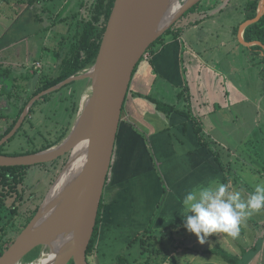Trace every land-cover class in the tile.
<instances>
[{
    "label": "rangeland",
    "instance_id": "1",
    "mask_svg": "<svg viewBox=\"0 0 264 264\" xmlns=\"http://www.w3.org/2000/svg\"><path fill=\"white\" fill-rule=\"evenodd\" d=\"M20 1L0 0V39L5 36L12 38L10 46L5 47L1 51L3 53H0V134L4 133L17 118V112L24 107L27 99L26 92H17L14 86L11 87V82L26 74L31 68L41 70L43 75L46 72L54 74L58 59L54 56V52L46 48L53 47V44L49 43L52 36H61L68 29V22L52 25L39 8L27 14L26 10H22L23 4L19 8L16 5ZM82 1L71 0L75 11L82 14L80 19H87L88 12L80 6ZM91 1L86 0L88 6ZM212 2L213 0L202 1L175 24V29H178V26L185 23L188 18H195L199 13L208 14L204 24L201 23L202 25L197 29L190 28L191 25L185 30L182 28L185 32V43L199 52L202 61H205L203 64L200 59L194 60L193 67L184 73L183 78L189 91L183 88L182 98L184 101L190 98L188 101L190 108L185 102L184 110L188 112L190 109V116L201 124L204 129L202 137L208 143L209 149L220 156L221 164L232 168L231 173H224L215 161V165L209 167V170L213 169L214 172L215 169V177L219 178V184H222L225 178H230L228 184L230 189L242 190V198L246 199L255 184L264 183V80L261 77V58L257 51L246 47L239 40V29L245 21L248 0H231L228 7H226L227 2L222 0H217L215 7H209L216 4ZM52 5L50 0H44L40 7ZM209 9L213 10L212 13ZM17 11L20 14L15 16ZM37 15L44 16L46 21L24 22L26 19H34ZM69 15L71 12L67 11L66 19ZM17 16L18 18L15 19ZM18 22L22 26L25 24L24 28L21 27L24 30L18 31L20 29L16 27ZM47 25L50 26L48 31L43 29ZM5 30L6 34H4ZM77 85L84 83H76L60 93L49 96L45 101L37 102L33 108L34 117L28 119L23 130L18 131L15 138L5 144L4 153H25L35 150L38 145H44L46 141L57 139L58 132L64 126H68L71 120L68 116H62L64 111L62 107L65 109L70 105L61 101V98ZM19 86H25V82L20 81ZM88 93H90L89 86L85 95ZM59 101L64 105H59ZM67 161L63 158L47 167H34L26 175L25 183L18 185V189L25 196L22 226L27 223V218L39 209ZM159 197L152 200L151 211L156 209L154 206L160 201ZM13 201L14 199L8 200V204ZM165 207L166 202L163 208ZM170 217L174 218L169 220V223L164 225L160 220L154 226L161 241V244L156 246L159 253L153 256L147 254L140 258L138 242L130 249L128 247V251L125 252L130 262L146 264L151 257V264L152 262L153 264H230L220 256L210 253L211 250L218 249V252L226 253L234 259V264H264V210L249 216L241 225L236 238L223 233L212 234L203 244L185 228L176 231L166 230L165 226L183 221L182 215L174 214ZM147 225L149 229L151 223ZM163 233H166V237H163ZM154 247H151L152 251ZM42 251L43 249L41 253ZM114 254L102 257L97 250L91 256V262L117 264L118 256ZM21 264L29 263L23 261Z\"/></svg>",
    "mask_w": 264,
    "mask_h": 264
},
{
    "label": "water",
    "instance_id": "2",
    "mask_svg": "<svg viewBox=\"0 0 264 264\" xmlns=\"http://www.w3.org/2000/svg\"><path fill=\"white\" fill-rule=\"evenodd\" d=\"M181 1L115 0L95 64L34 97L13 130L0 141L1 149L17 134L41 98L73 82L88 80L91 84L88 100L85 102L84 97L71 132L61 142L37 153L0 155V168H4L50 164L70 154L37 213L0 257V264H21L37 248L49 253L46 264H90L87 253L134 73L150 47L204 0H184L176 9ZM263 15L264 0L257 17L241 25L239 40L246 47H263L264 55L262 43L244 40L247 27L259 22ZM69 171L72 174L52 194Z\"/></svg>",
    "mask_w": 264,
    "mask_h": 264
},
{
    "label": "crops",
    "instance_id": "3",
    "mask_svg": "<svg viewBox=\"0 0 264 264\" xmlns=\"http://www.w3.org/2000/svg\"><path fill=\"white\" fill-rule=\"evenodd\" d=\"M230 1H227L229 6ZM212 3L216 4L209 7H215L218 2ZM51 4L60 6L57 13L68 5H71L68 12L74 9L71 0L57 3L53 0ZM22 10L30 13L27 6H22ZM19 14L17 11L15 16ZM202 14L188 18L178 28L185 30L191 25L190 28L197 29L208 17ZM50 17V14L45 16L48 21ZM183 31L179 37H167L134 73L103 197L104 221L97 244L102 257L115 251V256H126L124 249L147 228L158 204L157 201L155 210L151 211L152 200L157 196L162 198L164 188L167 208H163L158 222L161 220L165 225L173 220L170 215H182L181 201L188 191L219 184L215 169L209 170L215 165L209 147H200L194 123L181 115L190 99L184 101L181 94L183 88L189 91L184 73L193 67L194 60L205 62L199 52L185 43ZM156 102L173 106L178 112H163Z\"/></svg>",
    "mask_w": 264,
    "mask_h": 264
},
{
    "label": "trees",
    "instance_id": "4",
    "mask_svg": "<svg viewBox=\"0 0 264 264\" xmlns=\"http://www.w3.org/2000/svg\"><path fill=\"white\" fill-rule=\"evenodd\" d=\"M43 1L44 0H26V1L21 0L20 2H18V4L19 5L23 4V7L27 6L28 10H30V11L39 8L40 11H43L42 14L45 16L50 14L51 17L49 18V21L52 25L57 26L58 24L68 22L67 23L68 29L66 32L69 33L70 37H69V39L63 38L62 44H60V46H59L61 49L59 50L60 53H58L57 56L60 59L61 65H60V69H59L58 78L55 80L54 79L49 80L48 76L41 77L42 76L41 71H38V72L36 71L35 76L39 80V87H38L37 91L31 97H34V96L38 95L39 93L44 92V91L62 83V82H64L68 78H70L74 75H77L80 72H83L84 70L90 68L91 66H93L95 64L97 56L99 54L101 42H102L106 27H107V23L109 21L110 15L112 13V10H113L114 4H115V0H92L90 3V6H88V2H86V0H83L80 6L82 8H85L86 11L88 12L87 13V15H88L87 19L86 18L80 19L82 14H80L78 11H75L76 10L75 8L70 11L71 15H69V18L66 19V18H64V15L69 10L68 9L70 7L69 5L66 6L61 12L57 13L59 7H57L55 5H53L51 7H48V6L47 7L46 6L40 7V5L43 3ZM50 1L52 3L53 0H50ZM215 1H217V0H215ZM222 1L227 2L228 0H222ZM55 2L57 3L58 0H56ZM261 2H262V0H248V2L246 4V9H245V21L244 22L249 21V20H253L257 17ZM199 5H200V3L197 6H199ZM228 5H229V3L227 2L226 7H228ZM197 6H195L192 10H194ZM191 11H189L187 14H189ZM221 11H223V9ZM209 12L212 13V10L209 9ZM202 15H204V17L208 16L207 12L203 13ZM43 18H44V16L38 17V15H37L33 19V21L44 23L46 21V19L45 18L43 19ZM84 19H86V20H84ZM30 20H32V18H30L28 20L26 19V20H24V22H29ZM53 20H54V22H52ZM18 25H19V22L16 24V27H18V28L20 27V29L18 31L24 30L21 27H23L25 24L23 26L22 25L18 26ZM175 28H176V26L174 25L172 27V29H170L155 44H153L150 47V49L148 50V53H150V54L155 53L154 50H155L156 46L164 44L167 37H169V36L179 37L183 30L179 29V28H178L179 29L178 30ZM43 29H46V31H48L50 29V26L47 25ZM244 40L247 43L260 42L264 46V15L260 19L259 22L247 27V29L244 32ZM11 43H12V38H7V36L0 39V51L3 50L5 47L10 46ZM250 48L253 49L254 51H257L260 58H261V64H262L261 77L264 80L263 47L253 46ZM16 82L18 83V88H20L19 81L16 80L15 83ZM12 86H13V82H11V87ZM21 88L24 90L23 86H21ZM181 94L183 97L184 94L183 93H181ZM46 97H49V96H46ZM29 100L25 101L24 107L27 105ZM156 103H157L158 109L163 111V112H166L168 114L178 112V110L173 106H170V105L162 103V102H156ZM23 109L24 108H22L21 112L23 111ZM189 112L190 111H188V112L183 111V112H181V115L188 118L189 120H191L194 123L195 133H196L197 138L199 140L200 147L208 148L209 147L208 143L202 137L204 134L203 127L201 126L200 123L193 120V118L190 116ZM20 114H19V116H20ZM19 116H17V118L13 121V123L9 126V128L4 133L0 134V141L13 130V128L15 127V125L17 124V122L19 120ZM23 127H24V125L19 130V132H21L23 130ZM69 130H70L69 125L64 127V129L61 132V136L57 139L56 142H51L50 140L46 141L44 143L43 147L40 149L28 151L25 153L16 152L14 154H6V153H4V150H3L5 146H3L0 149V155L19 156V155H27V154H32V153H37V152L43 151V150L48 149V148L58 144L59 142H61L67 136ZM13 138H15V137H13ZM209 151H210V153H212L214 160L219 164L222 172H224V173H226V172L231 173L232 172L231 166H228V165L225 166V165L221 164L222 161L220 159V156L217 153H213L211 150H209ZM48 165L49 164H45V165H38V166H34V167H47ZM34 167H4V168H0V184H4L7 188H9L12 185H16V186H18L19 184L21 185V184L25 183L26 175L29 173L30 169H33ZM229 181H230V178H228V179L225 178L222 181V184L228 185ZM166 193H167V190L164 188L163 196L160 199V201L158 202V204L156 206V211L151 218L150 228L149 229L146 228L145 231L140 233L138 238L134 239L128 245V247L130 249L134 244L139 242L140 258L144 257L147 254H149L150 256H153V255H155V254L157 255V253H159V250L157 249L156 246L160 245L161 241L159 240V237L157 236V234L155 232L157 230H154V226L157 223L159 217L161 216L164 204L166 202ZM24 198H25V196L23 194V199ZM103 209H104V199L102 200V203L100 206L99 215H98V219H97V225L95 228V233L93 235V238H92V241L90 243L88 253H87L88 261L90 264H92L91 256L97 251V242L99 240L101 226L103 224ZM37 211H38V209H36L35 212L31 215V217H29V219L27 220V224L30 223V221L35 216L34 214H36ZM25 226H27V225H25ZM152 227H153V229H152ZM164 228L166 230H170V231L171 230L172 231L182 230L184 228L183 221L171 223V224L165 226ZM163 237H166V233H163ZM152 246H155L153 251L151 250ZM128 247L126 248V251H128ZM41 249L42 248H37L36 250H34L31 254H29L25 258L24 262L29 263V264L36 262L40 258ZM210 253L220 256L221 258H223L226 262H228L230 264H234V262H235V260L232 259L228 254L223 253V252H218V249H216L214 251L211 250ZM150 258L148 259L146 264H151ZM70 264H74V262L72 261ZM117 264H137V261L130 262L129 258L126 257L125 255H119L117 257ZM152 264H153V262H152Z\"/></svg>",
    "mask_w": 264,
    "mask_h": 264
},
{
    "label": "clouds",
    "instance_id": "5",
    "mask_svg": "<svg viewBox=\"0 0 264 264\" xmlns=\"http://www.w3.org/2000/svg\"><path fill=\"white\" fill-rule=\"evenodd\" d=\"M181 204L183 226L199 243L218 233L236 238L246 219L264 210V183L255 184L246 199L242 198V190L230 189L226 184L205 186L188 191Z\"/></svg>",
    "mask_w": 264,
    "mask_h": 264
},
{
    "label": "flooded vegetation",
    "instance_id": "6",
    "mask_svg": "<svg viewBox=\"0 0 264 264\" xmlns=\"http://www.w3.org/2000/svg\"><path fill=\"white\" fill-rule=\"evenodd\" d=\"M69 37H70L69 33L65 32V34H63L61 36H58V35L56 37L52 36L51 39H49V43L53 44V47H50V48L47 47L46 49H49L50 51L54 52V56L58 59V63L55 66L54 74H50V73L46 72V73H44V75L42 74L41 77L48 76L49 80H51V79L55 80L58 78L59 69H60V65H61L60 59L57 56V54L60 53L59 50L61 49L59 46H60V44H62L63 38L69 39ZM1 51H0V53H3ZM46 52H47V50H46ZM45 69H46V67H45ZM36 71L38 72L41 70L31 68V69H29V71L26 74H23L20 78L13 79L14 89L17 92H21V91L26 92V95H25L27 98L26 100L30 99L28 101L27 105L29 104V102L34 97L37 96L36 95L34 97H31L37 91V89L39 87V80L35 76ZM52 71H54V70H52ZM16 80H18L19 82L20 81L25 82V86H23L24 90L21 88V86H20V88H18V84L15 83ZM76 83H84V85L75 86L74 88L68 90L66 95L63 98H61V101H65L64 103H69V105H70V106L65 107V109L62 107V110H64L62 116L63 117L68 116L69 119L72 120V121L70 120L68 123L69 126L71 125L70 130L76 121V118L78 116V113H79L80 107L82 105L83 99L86 96L85 92L87 90V87L89 86V88L91 89V84H89L88 80L77 81V82H73V83L67 85L66 87L62 88L59 91H56L50 95H47V96H51L53 94L60 93L64 89H67L68 87H72ZM47 98H49V97L45 96V97L41 98L40 100L45 101V100H47ZM22 100L23 99H21V102H22ZM40 100H38L37 102H39ZM37 102L35 104H37ZM35 104H34V106H35ZM58 104L60 105L62 103L59 101ZM62 105H64V104H62ZM26 106L23 107L24 108L23 111L25 110ZM34 106L30 110V113H29L28 117L26 118L25 122L23 123V125L27 122V119H32L34 117L33 116ZM21 110H22V108L19 109V111L16 114V117L19 116L20 113L21 114H20L19 118L21 117V115L23 113V111L21 112ZM64 127H66V126H64ZM8 128H6V130ZM63 128L58 132V136L56 137L57 139L61 136V132H62ZM70 130H69V132H70ZM57 139L50 140V141L56 142ZM42 147H43L42 144L38 145L35 148V150L40 149ZM69 156H70V154L66 155L63 158L68 160ZM63 158H60V159H63ZM60 159L53 162V164L58 163L60 161ZM50 164H52V163H50ZM10 199H14V201L11 204H8V200H10ZM23 207H24L23 192L18 189V186L12 185L9 188H7L4 184H0V257L15 242V240L18 238V236L21 234V232L24 230V228H26L25 225H28L27 223H25L24 226H22L23 225V222H22L23 221V219H22L23 218V212H22ZM28 219L29 218H27V220ZM27 220H26V222H27Z\"/></svg>",
    "mask_w": 264,
    "mask_h": 264
},
{
    "label": "bare ground",
    "instance_id": "7",
    "mask_svg": "<svg viewBox=\"0 0 264 264\" xmlns=\"http://www.w3.org/2000/svg\"><path fill=\"white\" fill-rule=\"evenodd\" d=\"M183 2H184V0L181 1V3L176 7V9H178V8L180 7V5H181ZM90 90H91V89H90ZM89 95H90V93H88V94L85 96V99H84L85 102L88 100ZM76 153H78V150H76ZM77 167H78V164H76V166L74 167L73 170H75ZM71 174H72V172L69 171V172L66 174V176L62 178V180L60 181V183H59V184L53 189L52 194H53L54 192H56V191H57V190H58V189H59V188H60V187L66 182V180L69 178V176H70ZM49 259H50V255H49V253H48L47 251H44V252L41 254L40 258H39L36 262L31 263V264H46V263L49 261Z\"/></svg>",
    "mask_w": 264,
    "mask_h": 264
},
{
    "label": "built area",
    "instance_id": "8",
    "mask_svg": "<svg viewBox=\"0 0 264 264\" xmlns=\"http://www.w3.org/2000/svg\"><path fill=\"white\" fill-rule=\"evenodd\" d=\"M149 55H150V54L147 53V54L144 56V59L147 60L148 57H149Z\"/></svg>",
    "mask_w": 264,
    "mask_h": 264
}]
</instances>
